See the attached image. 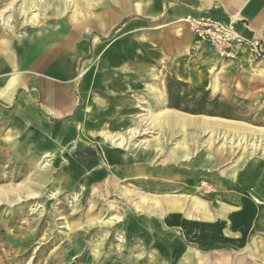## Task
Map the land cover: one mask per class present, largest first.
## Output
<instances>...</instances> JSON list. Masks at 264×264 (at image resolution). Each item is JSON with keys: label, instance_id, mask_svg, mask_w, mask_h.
Returning a JSON list of instances; mask_svg holds the SVG:
<instances>
[{"label": "crops", "instance_id": "obj_1", "mask_svg": "<svg viewBox=\"0 0 264 264\" xmlns=\"http://www.w3.org/2000/svg\"><path fill=\"white\" fill-rule=\"evenodd\" d=\"M16 1L0 0V7ZM136 1L157 5L145 4L139 8ZM43 2L52 9L48 5L44 7L46 17L39 24L25 25L13 19L11 29L2 22L6 8H0V89L3 91L0 125L8 124L15 131L43 137L51 146H70L74 138L71 135L89 122L99 108L118 132L128 121H133L128 116L136 113L135 100H156V113L164 111L168 105L165 85L168 65L169 77L206 90L205 85L212 83L214 70L264 69V54L262 58H254L247 48H242L235 60H221L208 46H197L184 25H175L176 20L186 14H207L233 23L244 39L255 40L264 51V0H116L121 9L111 12L107 20L110 27L104 30L99 0H93L94 16L88 19L93 24L88 32V36H92L93 59L80 52L86 45L85 26L79 22L75 24L77 29L71 30V20L63 16V5L57 8L51 5L62 4L64 0ZM109 32H114V51L105 66L114 71L106 74L99 60L104 47L101 37ZM134 50H141L143 58L139 60ZM135 62L141 63L137 66L139 76L132 75L134 67L131 66ZM154 69L164 75L152 76L150 72ZM49 131L54 132L55 137L50 138ZM91 141L78 138L73 143L78 147L79 159L80 148L89 147L91 143L102 152L100 142ZM92 147L91 151L96 153ZM111 150L125 154L128 162L110 165L102 161V153L103 156L96 154L79 166L83 171L95 170L91 174L96 171L111 174V170L116 174H166L171 166L178 172L181 168L176 165L186 163L181 161L185 158L175 157L169 161L165 154L152 156L142 149L125 152L112 147ZM201 158L191 160L184 167L195 174L214 173V166L206 168ZM97 165L101 168L96 170ZM263 168L264 159L242 164L238 177L242 176L243 181L232 184L237 185V189L226 188L228 191H224L222 197H227V201L223 204L188 203L180 196L176 198H182L179 210L159 208L155 221L159 253L163 250L168 257L172 256L175 264H264V202L259 200V184L264 174L257 172ZM230 213L236 215L234 225L229 220ZM231 234L232 239H227Z\"/></svg>", "mask_w": 264, "mask_h": 264}, {"label": "rangeland", "instance_id": "obj_2", "mask_svg": "<svg viewBox=\"0 0 264 264\" xmlns=\"http://www.w3.org/2000/svg\"><path fill=\"white\" fill-rule=\"evenodd\" d=\"M115 1L98 2L103 30L110 27L107 20L112 16L111 12L121 9V4ZM21 3L25 6V15L21 14L22 9L16 10ZM135 3L140 6L157 5ZM46 5L43 0H18L2 4L0 8H6L4 18L12 22L15 19V22L22 21L25 25H37L46 17ZM51 5L53 8L63 5V16L71 20V30H76L75 24L79 22L85 26L86 45L80 52L93 59L92 36H88L93 28L88 20L94 16L93 0H64L62 4ZM34 14L36 16L32 18ZM182 17L175 22L178 27L183 26L179 21ZM113 33L101 37L104 47L99 62H102L100 65L106 74L114 71L105 66L114 51ZM134 51L139 60L143 58L141 50ZM261 51L263 56L262 48ZM140 64L133 63L132 75H140L137 68ZM168 66L166 78L171 72ZM234 68L212 71V83L205 86L210 90L211 97L218 95L237 104L238 120L206 115L186 116V113L179 111L178 114L176 110H171L167 104L164 111L156 113V100L139 99L135 100L136 113L128 116L133 121H128L120 132L114 130L115 125L105 112L100 113L99 108L89 122L82 124L80 130H75L71 135L74 137L71 145L65 147L51 146L43 137L26 131L18 132L11 125L1 124L0 264H175L172 256L168 257L163 250L160 253L158 250L155 221L159 208L175 211L177 206H181L183 197L188 203L223 204L227 201V197H222L223 192L228 191L226 188H238L237 185L232 186L227 174H224L234 161H240L242 166L249 161L264 159V69L250 67L238 72ZM160 71L154 69L150 73L159 77L164 75ZM141 107L153 116L154 125L145 123L138 116ZM128 127L145 131L132 137L127 132ZM102 133L123 136L126 145L119 149L125 152L147 146L146 154H165L169 161L175 157L178 160L185 158L188 153L191 156L188 154L189 158L181 159L186 163L176 165L181 168L180 171L175 172L171 166L166 174H116L112 170L111 174L98 171L91 174L95 170L83 171L79 165L87 163L96 154H104L102 161L110 165L120 164L109 161L110 154H117L111 150L116 146L110 141L104 142L108 150L100 146L102 152L98 146L92 147L93 143L89 147L82 146L81 158H78L79 150L73 143L78 138L102 143ZM241 138L247 143L238 146ZM229 140L231 144L225 148L224 143ZM252 143L256 144V148L248 146ZM91 147L96 153L91 151ZM156 148L161 152L154 151ZM218 150L226 153L224 160L217 159ZM206 152L215 157L212 163L214 173L195 174L186 169L189 167H184L191 160L201 156L203 159ZM89 154L92 156L89 157ZM77 167L83 172L79 173ZM99 167L97 165L95 169ZM138 175L141 178H133ZM180 196L181 199H176Z\"/></svg>", "mask_w": 264, "mask_h": 264}, {"label": "built area", "instance_id": "obj_3", "mask_svg": "<svg viewBox=\"0 0 264 264\" xmlns=\"http://www.w3.org/2000/svg\"><path fill=\"white\" fill-rule=\"evenodd\" d=\"M179 21L192 34L197 46H208L218 59L235 60L242 48H247L254 58L262 57L259 43L244 39L233 23L220 21L207 14H186Z\"/></svg>", "mask_w": 264, "mask_h": 264}, {"label": "trees", "instance_id": "obj_4", "mask_svg": "<svg viewBox=\"0 0 264 264\" xmlns=\"http://www.w3.org/2000/svg\"><path fill=\"white\" fill-rule=\"evenodd\" d=\"M167 102L170 109L190 115H206L229 120H238L237 104L211 94L204 87L190 86L173 77L166 79Z\"/></svg>", "mask_w": 264, "mask_h": 264}, {"label": "bare ground", "instance_id": "obj_5", "mask_svg": "<svg viewBox=\"0 0 264 264\" xmlns=\"http://www.w3.org/2000/svg\"><path fill=\"white\" fill-rule=\"evenodd\" d=\"M22 5H23L22 3L20 5H18V7L16 8V10L17 11H20L22 9V11H20V12H21V14L25 15L26 9H25V6H22ZM136 6H138L139 8H141L140 5H136ZM138 11H141V10H138ZM4 12H6V11L4 10ZM35 16H36V14L32 15V18L35 17ZM2 22H3V24H4L5 27H7L9 29L12 28V24H11L12 23V20L11 19L3 18L2 19ZM3 88L6 89L5 87H3ZM2 92H3L2 89H0V94H2ZM138 116L142 120H144L145 123L148 122L149 124H153L154 121H155V120L153 121V116L150 114V112L147 109H144V108L141 109V113H139ZM144 131H143V129L138 130V129H135V128H129V127L127 128L128 134L131 135L132 137H135L136 135H140L141 133L143 134ZM47 134L50 136V138L51 137H55L54 136L55 133L52 132V131L51 132L49 131ZM101 136H102V139H103L102 141L103 142L100 143L101 144L100 146L103 148V150H108V148H106L105 145H104L105 144L104 142H106V141H110L111 143H113L118 148H122V147H124L126 145V141H125V139H124L123 136H120V135H110V134H106V133H102ZM238 143H239L238 146H240L242 143H247V141L244 138H241V139H239V142ZM227 144L228 145L231 144V140H229L228 142L226 141L224 143V145H225L224 147L225 148L227 147ZM248 146H250L251 148H256V144H253V143L252 144H249ZM146 147L147 146H143V148H142L143 153H146V149H147ZM154 151L161 152V150L158 149V148H156ZM223 153H224L223 150H218L217 151L216 156H217V159L219 161L220 160H224V156H225L226 153H224V154ZM185 154H187V152ZM170 155L172 156L173 154L170 153ZM109 156H110V157H108L109 158V161L112 160V161L118 162L120 164L121 163L125 164L129 160V158H127L125 154L117 153L116 155H111L110 154ZM185 158H188V154L185 155ZM214 159H215L214 155L212 156V154L210 152H206V155L203 157L202 162H203V164L205 165L206 168H210V166L214 162ZM218 160H216V161H218ZM240 163H241L240 161H234V163L231 165V167H229V169H227V171L224 172V174H227L226 177L229 179V181H230L231 184H234L233 182L241 183V180L243 181V177L242 176H239L238 177V174H240V171H239V168L241 166ZM67 168H70V166H68ZM257 172H258V174H264V168L263 169H260ZM252 174H254V173H252ZM260 182H261V184H259V185H260V188H261V190H260L261 191L260 192L261 194H260V199L259 200H260V202H264V178H263V180L261 179ZM230 195H232V194H230ZM179 206H177L178 208L176 210H179V208H180ZM229 216H230L229 217V220H230L231 224L234 225V223H235V216L236 215L234 213H230ZM230 229L232 230V227H230ZM231 236H232V234L231 235H227V239L231 240L232 239Z\"/></svg>", "mask_w": 264, "mask_h": 264}]
</instances>
